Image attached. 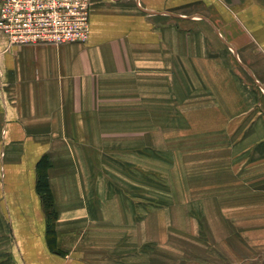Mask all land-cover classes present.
<instances>
[{
    "label": "crops",
    "instance_id": "crops-1",
    "mask_svg": "<svg viewBox=\"0 0 264 264\" xmlns=\"http://www.w3.org/2000/svg\"><path fill=\"white\" fill-rule=\"evenodd\" d=\"M91 2L85 44L12 48L0 32V261L8 264L127 263L106 257L133 240L120 234L131 226L109 222L132 218L107 171L137 166L148 149L162 161L164 135L213 150L197 164L235 182L264 173V0ZM214 135L220 142L207 140ZM42 160L65 256L48 246L36 191Z\"/></svg>",
    "mask_w": 264,
    "mask_h": 264
},
{
    "label": "rangeland",
    "instance_id": "rangeland-1",
    "mask_svg": "<svg viewBox=\"0 0 264 264\" xmlns=\"http://www.w3.org/2000/svg\"><path fill=\"white\" fill-rule=\"evenodd\" d=\"M175 136L179 137L163 136L164 150H158L163 154L162 161H155L156 150L148 149L147 153L136 155L137 166H116L107 171L116 179L115 186L110 188L126 191L131 197L126 198L121 192L122 198L118 200H122L127 215L132 218L131 222L121 215L109 222L116 228L131 226L121 228L120 234L133 239L131 246L108 252V260L125 257V264H264V173L252 182L246 181L248 175L240 176L244 179L235 182V174H221L219 166L212 170L197 164L203 163L209 154L214 156L213 150L177 147L178 141L173 142ZM152 137L149 136L150 142L157 140L160 144V135ZM233 138L229 137L230 142ZM207 140L220 142V136ZM191 142L193 145L199 141ZM226 178L233 182L226 183ZM92 198L94 205L96 198ZM113 231L120 236L117 229ZM109 235L113 237L112 232ZM142 237L147 243L136 246L134 239L139 241ZM58 252L52 253L69 254L59 249ZM0 264L8 263L0 261Z\"/></svg>",
    "mask_w": 264,
    "mask_h": 264
},
{
    "label": "built area",
    "instance_id": "built-area-1",
    "mask_svg": "<svg viewBox=\"0 0 264 264\" xmlns=\"http://www.w3.org/2000/svg\"><path fill=\"white\" fill-rule=\"evenodd\" d=\"M91 0H0V32L10 47L85 44Z\"/></svg>",
    "mask_w": 264,
    "mask_h": 264
},
{
    "label": "trees",
    "instance_id": "trees-1",
    "mask_svg": "<svg viewBox=\"0 0 264 264\" xmlns=\"http://www.w3.org/2000/svg\"><path fill=\"white\" fill-rule=\"evenodd\" d=\"M48 165L45 160H42L37 165V184L36 191L41 198L46 219H47V241L51 252L59 253L57 249V231L56 222L58 220V213L55 210V200L50 189L48 179Z\"/></svg>",
    "mask_w": 264,
    "mask_h": 264
},
{
    "label": "bare ground",
    "instance_id": "bare-ground-1",
    "mask_svg": "<svg viewBox=\"0 0 264 264\" xmlns=\"http://www.w3.org/2000/svg\"><path fill=\"white\" fill-rule=\"evenodd\" d=\"M159 104H161V103H159Z\"/></svg>",
    "mask_w": 264,
    "mask_h": 264
}]
</instances>
